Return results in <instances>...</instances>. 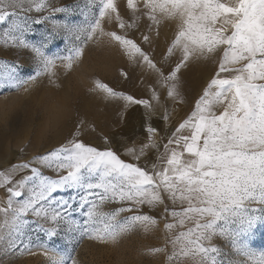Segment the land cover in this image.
<instances>
[{
  "label": "snow or ice",
  "instance_id": "snow-or-ice-1",
  "mask_svg": "<svg viewBox=\"0 0 264 264\" xmlns=\"http://www.w3.org/2000/svg\"><path fill=\"white\" fill-rule=\"evenodd\" d=\"M26 3L27 0H0V24L7 25L0 43L31 49L41 58L44 73H51L57 59L67 61L65 67L71 70L73 61L83 55L82 48L72 49L67 56H47L43 49L53 39V33L39 43L26 38L32 29L21 14L33 10L31 5L25 7ZM33 3L37 12L45 8L43 0ZM127 4L136 10L134 0H127ZM100 5L98 17L85 16L83 25L65 24L64 28L75 31L77 40L83 36L86 42L96 37L100 42L102 37H108L116 42L131 60L142 61L157 72L158 82L168 89L169 97L179 95L177 73L190 57L222 53L217 72L196 101L191 115L163 145L164 151L156 156L151 170L125 162L113 150H100L75 137L32 161L12 165L7 172L0 170V184L7 187L10 195L8 208L0 209L5 215L3 226L9 228V234L20 235L27 225L34 224L48 237H55L62 223H75L70 219V210L77 204L78 195L80 206L90 205L84 212L83 225L77 226L79 239L116 242L137 227L148 231L158 223L147 214H134L117 221L119 213L134 208L139 211V206L145 204L152 209L164 204L166 198L172 208L165 205V212L174 221L164 226L170 234L168 243L172 245L169 259H175L177 264L183 259H190L192 264H224L221 249L212 244L213 239L227 236L232 246L246 251L247 238L258 224H264V0H144L145 14L153 23H159L157 14L178 21L167 55L179 49L181 58L167 75L134 40L103 29V18L107 15L111 19L117 8L114 0H100ZM119 27L126 25L121 22ZM17 67L0 65L3 69L0 88H19L42 74L37 70L34 76L21 80ZM221 73L228 75L222 78ZM98 90L111 97L151 106L147 100H134L105 83L94 81L90 91ZM153 98L159 100L155 94ZM219 105L224 107L217 114L214 109ZM147 131L151 134L156 130L149 127ZM159 147L150 137L140 145L138 153L135 148L125 151L139 161L141 156L147 157ZM33 164L54 172L56 177L46 175L41 168L32 167ZM24 169L29 174L14 180L13 174ZM58 192L73 195L57 197ZM90 195H98L100 204L110 199L113 203L128 202L129 207L103 212L96 202L88 199ZM11 197L18 198L15 207ZM9 212L11 220L7 218ZM29 213L36 219L28 220ZM40 220L49 223V227L45 228ZM176 229H179L176 234L171 235ZM17 247L13 241L11 248ZM150 251L158 253L165 249ZM54 264H77V261L69 251ZM254 264H264V253L255 258Z\"/></svg>",
  "mask_w": 264,
  "mask_h": 264
},
{
  "label": "rangeland",
  "instance_id": "rangeland-1",
  "mask_svg": "<svg viewBox=\"0 0 264 264\" xmlns=\"http://www.w3.org/2000/svg\"><path fill=\"white\" fill-rule=\"evenodd\" d=\"M41 0H35L40 3ZM45 8L35 11L33 0H27L25 7L32 6L31 12L21 15L26 18L32 32L26 34L30 41H39L49 33L53 39L43 49L49 57L67 56L76 47L83 50V55L73 61V67H65L67 61L57 59L51 73L43 72L41 58L31 49L9 43H0V65L18 66L17 73L21 80L34 76L36 71L42 72L34 81L22 84L19 88H0V170L7 172L12 165L34 160L54 149L68 144L74 137L85 144L100 150H113L121 159L128 163H136L151 170L156 163V156L163 153V145L183 123L195 108V103L202 95L206 85L217 72L221 58L220 52L208 57H190L177 73L179 95L169 97L168 89L158 82L156 71L150 70L142 61L131 60L119 45L108 37H102L100 42L94 37L84 41L75 37V31L64 28L65 24L83 25L84 17H98L100 0H43ZM136 10L130 9L127 0H114L116 13L105 16L102 27L106 32L115 31L134 40L142 50L153 60L157 68L165 75L174 70L180 61L181 52L174 50L167 55L176 33V20L160 18L159 23H153L145 14L144 0H134ZM63 8L65 11H52ZM119 15L120 20H117ZM40 20V23L33 21ZM125 23V28L119 24ZM130 25V26H128ZM7 27L0 24V41L2 32ZM149 39L145 41L143 38ZM3 70V69H0ZM225 77L227 73H221ZM94 81L107 84L115 92L132 96L134 100H147L150 107L129 102L122 97H111L107 93L90 91ZM154 94L159 98L154 99ZM223 105L214 110L217 114L223 111ZM151 127L156 131L149 133ZM157 142L160 147L151 150L147 157L141 156L137 161L126 153L127 148H135L139 152L140 145L149 139ZM32 167L41 168L39 164ZM46 175L56 177V174L46 168H41ZM27 169L13 174L14 180L28 175ZM64 174V173H61ZM26 194V189L24 190ZM100 190H96L98 193ZM57 197L67 198L71 192H58ZM10 195L7 187L0 184V209L8 208ZM13 207L17 199L11 197ZM90 201L99 205V210L111 212L120 207H129L128 202L113 203L110 199L99 203L98 195H90ZM165 205L172 208L165 198L164 204L150 209L148 205L139 206V211L119 213L117 221H123L134 214H147L158 221L156 226L145 231L137 227L120 237L116 242L110 240L79 239L78 225H83L86 219L84 212L89 204H74L70 219L75 223L60 225V231L55 237H48L39 231L36 225L29 224L22 234H9V228L3 226L5 215L0 212V264H54V261L72 252L77 264H177L170 260L172 245L168 243L170 234L165 231V224L174 222L165 212ZM179 207V206H177ZM11 212L8 219L11 220ZM28 220L36 219L30 213ZM44 227L49 223L40 220ZM71 228V231H69ZM179 229L173 230L175 235ZM18 246L15 250L11 243ZM213 245L221 249L224 264H254L256 257L264 253V224H258L254 232L247 238L246 251L232 246L227 236H217ZM154 248H164L165 251L153 253ZM254 255H249L248 253ZM180 264H192L190 259H183Z\"/></svg>",
  "mask_w": 264,
  "mask_h": 264
}]
</instances>
